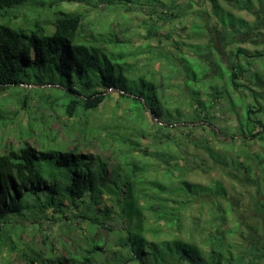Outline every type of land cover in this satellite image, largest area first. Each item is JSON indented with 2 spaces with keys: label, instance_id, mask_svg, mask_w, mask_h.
Here are the masks:
<instances>
[{
  "label": "trees",
  "instance_id": "1",
  "mask_svg": "<svg viewBox=\"0 0 264 264\" xmlns=\"http://www.w3.org/2000/svg\"><path fill=\"white\" fill-rule=\"evenodd\" d=\"M76 1L0 0V91L17 92L21 84L57 87L60 93L52 95V102L60 101L63 129L74 142L73 147L57 141L40 148L23 143L0 152V243L7 242V254L27 264H256L262 256L256 252L253 256L248 246L237 248L234 241L242 219L226 227L232 222L233 204L224 183L217 178L209 184L186 178L193 169H207L209 164L182 142L195 125L208 126L215 140L228 138L222 140V152L206 147L212 168L233 166L248 182L264 184V151H250L255 139L264 142V89L256 87L263 86V79L260 72H250L264 51L236 46L231 50L232 68L217 59L218 72L207 78L211 65L200 57L204 46L189 44L195 55L178 52V67L170 64L183 82L179 103L171 108L166 74L158 77L162 72L156 67L150 74L139 73L132 61L146 53L145 45L130 49L129 40L120 37L112 23L97 25L83 10L62 7V2ZM83 1L94 8L104 3L115 12L127 9L128 2H141ZM209 1L223 30L251 28L243 18L238 23L220 0ZM226 1L240 10L254 7L252 0ZM260 2L264 5V0ZM178 6L171 0L160 18L165 22L178 18L182 12ZM43 10L51 11L50 24ZM157 27L149 25V36L159 33ZM193 28H199L196 34L202 32L201 25ZM176 47L181 48L180 43ZM247 76L252 81L245 83ZM222 78L225 82L219 84ZM109 89L126 108L121 115L91 123L89 114L112 98ZM20 99L24 106L31 104L29 95ZM218 107L236 117L233 131L215 130ZM185 124L187 132L179 129ZM87 137L103 141L99 146L113 148L116 157L83 151ZM256 169H261L259 179L252 176ZM257 201L264 215V200ZM196 205H208L211 219L208 229L200 226L193 236L186 218ZM26 223L36 225L29 240L19 234ZM46 226L49 232H43L36 244L34 236Z\"/></svg>",
  "mask_w": 264,
  "mask_h": 264
},
{
  "label": "rangeland",
  "instance_id": "2",
  "mask_svg": "<svg viewBox=\"0 0 264 264\" xmlns=\"http://www.w3.org/2000/svg\"><path fill=\"white\" fill-rule=\"evenodd\" d=\"M162 1L164 4L158 6H153V3L147 0L138 1L136 4L128 2L129 7L127 9L122 8L119 12L112 11L104 3H101L98 8H94L93 6H88L83 0L73 3L62 2V7L83 10L88 13V21L97 25L106 22L112 23V28L118 32L120 37L129 40L127 45H129L130 49H137L139 46L145 45L146 53L138 58H133L132 61L139 67L137 68L139 73H149V70L156 67L159 72H162V74L158 73V77L161 78L163 74H166L164 80L166 83L164 82V85L167 88L166 93H169V106L171 108H175L179 103L177 97L179 96V90L183 89V82L182 74L179 72L173 73L170 64L179 59L178 52L191 56L195 55L192 51L193 49L189 48V44L197 43L204 46L200 57L211 65V70L206 74L207 78L218 72L215 62L217 59L225 63L227 67L232 68L234 54L231 53V50L236 46L245 47L250 51L257 49L264 51V5L261 4V0H252L254 7L251 10H240L226 0H220L224 7L232 10L235 16L238 17V23L239 18H243L251 25V28L243 31L232 28L223 30L224 27L218 24L217 18L213 14V6L209 0H175L179 5V10L181 8L182 12L178 18L165 22L163 18H160L159 14L162 11H166L165 8L169 7V5L171 6V0ZM38 6V8H42L41 5ZM26 12L29 17L31 10H26ZM42 12L47 24H50V19H52L51 11L43 10ZM161 16L163 17V15ZM151 23L158 26L159 33L157 35L151 33V36H149L148 27ZM197 24L201 25L202 29L199 34H196L199 28H193V25ZM178 43H180L181 48L176 47ZM151 46L153 47L149 51ZM161 52L171 54L175 59L165 57L161 55ZM242 59H245V56H242ZM175 65L178 67L177 62ZM255 71L260 72L263 79V86H256L257 89L262 91L264 89L263 57L253 63L250 72L254 73ZM247 79L252 81L250 76L244 77L243 81L246 83ZM224 80L225 78H222L219 84H223ZM169 83L171 86H167ZM50 87L53 86L49 84L43 86L21 84L17 92L12 90L0 91V152H5L10 146L16 147L23 143H29L31 146L40 148L47 142L64 141L68 142L70 147H73L74 142L71 143L70 139H68L70 134L63 129L65 117L62 113L63 109L59 105L60 101L58 103L52 102V97L59 94L60 91H57V87L53 89ZM39 89L44 91L40 92ZM199 89L204 93L203 86H200ZM108 93L112 98L97 111L89 114L88 117L91 123L97 124L101 121L109 120L112 116L121 115L124 108H126V103H119V100H117L118 94L114 89H109ZM25 95H29V100H31L29 107L27 105L24 106L23 102H21L20 96L23 97ZM250 101L255 103L252 98H250ZM217 115H219L216 121L217 129L213 128L218 133L229 132L230 127L237 125L236 117L229 112L226 113L220 107H218ZM186 126V124L180 126L179 129L187 132L188 128ZM210 130L208 126L195 125L192 135L190 137L185 136L182 146L187 151L190 150L192 153L200 155L209 164L207 169H193L186 178L203 184H209L213 178H217L224 183L233 204V213L230 219L232 222L228 221L226 227L232 228L238 219H242L240 227L234 234L236 246L239 249L243 246H248L249 251H254L252 252L254 253L252 254L253 256H255V252L257 257L259 255L262 256L257 258L260 261H257L256 264H264V215L257 201V198L264 200V184L262 183V186L259 187L253 180L248 182L249 180L243 176V172L234 169L233 166H229L227 169L222 167L212 168L213 161L206 147H214L216 151L222 152L225 148V143L222 140H228V138L221 136L222 140H215ZM86 141L89 142H85L86 144L82 145L83 151L91 153L101 152L106 156L110 155L112 158L117 155V151L115 152L113 148L105 150V147H100L99 145L103 141L89 137L86 138ZM153 146L156 148L155 145ZM241 146L242 144H240L239 148ZM250 151H264V142L255 139L251 143ZM260 174L261 169H256L252 176L255 179H259ZM208 207V205H204V207L196 205L188 210L186 222L188 223V229L192 227L190 232L193 236L197 234L196 232L200 226L202 229L210 227L211 214ZM193 221H196V223H193ZM24 226L25 230L19 231V234L23 240H29L36 225L26 223ZM47 228L46 226L44 230L36 233L34 236L36 244L41 240L43 232H49V230H46ZM11 234L14 238L16 236L15 230ZM6 244L0 243V264L7 262L9 259L12 260V264H27L26 260L15 254H7ZM252 246L256 249L252 248ZM253 256H249L251 263V257Z\"/></svg>",
  "mask_w": 264,
  "mask_h": 264
},
{
  "label": "flooded vegetation",
  "instance_id": "3",
  "mask_svg": "<svg viewBox=\"0 0 264 264\" xmlns=\"http://www.w3.org/2000/svg\"><path fill=\"white\" fill-rule=\"evenodd\" d=\"M253 12V11H252Z\"/></svg>",
  "mask_w": 264,
  "mask_h": 264
}]
</instances>
